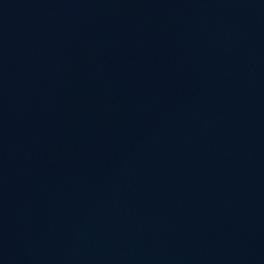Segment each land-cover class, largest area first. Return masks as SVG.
I'll list each match as a JSON object with an SVG mask.
<instances>
[{
  "label": "water",
  "instance_id": "obj_1",
  "mask_svg": "<svg viewBox=\"0 0 264 264\" xmlns=\"http://www.w3.org/2000/svg\"><path fill=\"white\" fill-rule=\"evenodd\" d=\"M0 264H264V0H0Z\"/></svg>",
  "mask_w": 264,
  "mask_h": 264
}]
</instances>
